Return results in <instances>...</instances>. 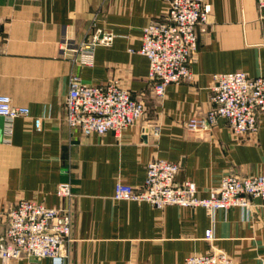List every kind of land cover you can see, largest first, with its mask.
Returning a JSON list of instances; mask_svg holds the SVG:
<instances>
[{
    "label": "crops",
    "instance_id": "0c3cea01",
    "mask_svg": "<svg viewBox=\"0 0 264 264\" xmlns=\"http://www.w3.org/2000/svg\"><path fill=\"white\" fill-rule=\"evenodd\" d=\"M170 0H0L5 20L0 39V93L27 106L26 117L0 116V242L8 210L22 198L72 210L69 264H185L190 254L211 246L236 264H261L264 257V203L234 206L214 214L215 239L206 209L115 200L118 180L144 183L156 157L178 162L176 179L196 182L209 195L222 176L264 174V112L259 128L237 136L224 118L208 132L191 131L185 121L206 114L212 77L243 70L264 75V22L257 0H208L211 14L198 26L194 78L171 83L163 100L155 97L149 59L137 52L143 28L162 19ZM115 34L98 46L93 66H79L63 53L64 36L78 43L91 24ZM133 48L134 52H130ZM85 82L117 79L145 103L146 112L121 136L112 131L84 136L65 120L70 74ZM161 134H152L153 125ZM70 180L74 195L59 198L60 182ZM0 264L1 259H0ZM9 264H52L50 258L22 257Z\"/></svg>",
    "mask_w": 264,
    "mask_h": 264
},
{
    "label": "built area",
    "instance_id": "2783aa9c",
    "mask_svg": "<svg viewBox=\"0 0 264 264\" xmlns=\"http://www.w3.org/2000/svg\"><path fill=\"white\" fill-rule=\"evenodd\" d=\"M257 2L264 22V0ZM211 10L208 0H170L165 16L144 26L137 52L149 59V77L155 81L153 91L160 101L165 98L169 84L194 78L192 64L199 50L197 28L209 22ZM4 23L0 16V39ZM114 37L112 31L93 23L80 42L64 36L60 47L63 53L72 52V60L77 65L93 66L96 48L110 46ZM134 51L130 48V52ZM210 102L212 106L206 114H193L185 121L189 130L208 132L224 118L237 136L255 132L259 128V116L264 112V75H250L243 70L214 73ZM145 112V103L117 79L88 83L79 74H70L65 120L71 130H79L84 136L108 131L121 136L128 127L137 124ZM29 113V107L16 105L9 94L0 93V116L13 119ZM152 134L159 136L161 126L153 125ZM180 168L178 162L153 158L147 165L144 183L134 186L118 180L113 198L147 202L158 209L167 205L201 206L212 219L205 230V238L210 242L215 239L213 218L217 210L227 212L234 206L251 208L254 198H261L264 203V174H225L218 185L210 188L208 196L200 197L195 181L176 179ZM56 193L59 198L70 199L74 195L72 182H60ZM71 228L70 205L47 206L36 199H19L6 215L5 235L0 242L1 263L31 257L50 258L52 264H69ZM185 264L236 263L225 251L211 246L204 253L188 255Z\"/></svg>",
    "mask_w": 264,
    "mask_h": 264
}]
</instances>
